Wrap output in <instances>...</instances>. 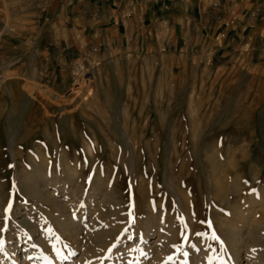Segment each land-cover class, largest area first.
I'll return each mask as SVG.
<instances>
[{"label": "rangeland", "instance_id": "obj_1", "mask_svg": "<svg viewBox=\"0 0 264 264\" xmlns=\"http://www.w3.org/2000/svg\"><path fill=\"white\" fill-rule=\"evenodd\" d=\"M46 3L0 0V264H44L41 257L57 256L54 249L43 253L46 242L59 249L61 263L77 254L72 236L62 229L68 223L65 210L51 201L35 202L34 187L23 185L17 191L15 176L33 170V154H45L41 170L50 177L57 174L59 184L74 167L80 171L73 192L79 184L86 192L99 187V198L110 189L96 227L84 240L85 251L96 260L108 255L120 264L126 259L141 264L149 257L154 236L147 247L140 240L132 248L140 251L129 252L128 243L137 238L131 231L136 223L140 230L149 222L160 224L164 237L175 232L181 244L177 217L182 216L197 251L196 233H205L203 244L213 247L214 256L233 263L229 240L234 230L243 238L242 249L250 248L257 264H264V83L257 86L262 82L258 77L242 72L214 71L213 64L208 69L188 61L180 67L178 60L164 58V50L147 49L80 58L69 67L65 83L47 82L43 60L33 52L44 43L37 33ZM67 187L65 193L53 194L74 202L79 195L70 192V182ZM83 201L73 218L78 219L83 206L87 223L95 200ZM234 205L252 210L241 218ZM50 214L59 216L61 226ZM24 218L26 226L20 221ZM32 227L36 230L29 236ZM49 228L59 242L47 235ZM16 232L22 238L9 255ZM213 232L219 240L207 238ZM114 243L111 254L100 255ZM22 251L27 262L21 261ZM185 257L191 258L189 252L169 251L155 264H185Z\"/></svg>", "mask_w": 264, "mask_h": 264}, {"label": "crops", "instance_id": "obj_2", "mask_svg": "<svg viewBox=\"0 0 264 264\" xmlns=\"http://www.w3.org/2000/svg\"><path fill=\"white\" fill-rule=\"evenodd\" d=\"M43 11L33 52L47 82L65 83L80 58L147 49L264 83V0H47Z\"/></svg>", "mask_w": 264, "mask_h": 264}, {"label": "bare ground", "instance_id": "obj_3", "mask_svg": "<svg viewBox=\"0 0 264 264\" xmlns=\"http://www.w3.org/2000/svg\"><path fill=\"white\" fill-rule=\"evenodd\" d=\"M36 151H38V150H36ZM11 155L15 159V157L17 155L16 151L14 150ZM44 156H45V154H41V158H40L38 156V154L31 155V157H32L31 163H32L33 170L29 171L28 173L22 172L20 174H17L15 176V186H16L18 192L22 191L21 187L23 185H24V187L27 186L26 188H28V190L33 189V187H34L36 190V194H35V192H34V194L36 197H38V200L35 202L51 201L52 203H54L55 206H61L65 210V213H66L65 215L68 219V221H67L68 223L66 224L65 227H62V229H65L66 231H68L70 233V235L72 236L73 252H76L77 254L75 256H70L68 258V260L64 263L60 262L61 258H58L56 255L54 256V254L53 255L50 254L49 256H44V257H47L46 260L41 257L42 263H44V264H101V258L100 257H98L96 260L95 257H92L91 255H89L85 251V241L84 240L87 238V236L91 232V230L96 227L95 217H97V213L100 209L99 207L102 205V203H104V197H106L107 195L110 196L109 195L111 193L110 189L106 188L105 192H107V193L106 194L105 193L100 194L101 197H99V198H96L97 193L99 191H101V188H99V187L97 188L94 186H90V189L86 192L85 187L82 184H79V185H76L78 187L75 186L77 189L75 192H73L72 191L73 182H74V180L76 182V179H78L80 177L79 176L80 171L76 170V168L74 167L73 169H71L69 171L68 174L65 175L66 177L64 176L65 177L63 179L64 181L59 184L57 179H56V176H58L57 174H54V176L50 177L49 175H47V172H42L41 167H40L41 166L40 162H42V163L47 162V158ZM94 180H96V179H94ZM30 182H34L33 186L28 184ZM68 182L71 183V189H70L71 191L70 192L74 196L79 195L78 198H76V200L74 202H71V203L66 202V200L63 199V197L58 198V197H55L53 194V193H55L54 191H60L62 194L65 193V191L68 188L67 187ZM263 195H264V193H263ZM84 198H85V202L88 201L87 203H92L95 200V204L93 205L94 208L89 209V214H88L89 220L87 223L83 222L84 219H82V217L86 215V213L83 212V210H84L83 206L81 207L82 211H80L78 213V216H77L78 219L75 220L74 219L75 217L73 218L74 211L77 209L79 204L84 203V201H83ZM254 200H255L254 198L250 200V207L254 205V202H255ZM69 204H72V205H69ZM68 207L71 209H69ZM57 208H59V207H57ZM232 209H233L234 213H236L237 215H240L241 218L243 217L244 212L246 213V211L249 212L252 210V209L248 208L246 211H243L236 206L233 207ZM241 213H243V214H241ZM50 217H51V221L53 223L57 224L58 226H61V223L63 221L60 222L59 216H57L55 214L54 215L50 214ZM66 217H64V218H66ZM20 221L23 223L24 226H26L25 221H27V220H25V218L23 220H20ZM132 225H133V229H131V231L135 234V236L137 238L135 239V241L133 243L128 240V242H130V243H128V248H130L129 252L131 251V249L133 247H135V245L140 240L143 243V246L147 247V244L149 242L148 238L151 236L155 237L153 239V241L151 240L152 246L148 247V249L150 251V254L148 255L149 257H147V256L144 257L141 264L158 263V261H161V259H163L165 252H169V251L170 252L171 251L176 252L178 247L181 245H183L181 250H183L184 252H189V254L191 255V258L185 257L187 260L186 264H208L209 255H214L213 247L212 246L209 247V246H206L205 244H203V239L201 237H197V239H196V243L201 244V250L197 251L195 249L194 245L190 244L188 241L189 240V234H186L188 236V240L186 242L183 240V242L181 244H177L176 242L178 239L177 238L178 235L175 234V232H170V233H165L166 237H164V234L161 232V229H160L161 228L160 224H159V226H156L155 222H152V223L149 222L147 224L146 229L144 227L145 230H143V229L140 230V228H139L140 225L138 223L132 224ZM63 226H64V223H63ZM2 227H3V225L1 226L0 229H2ZM172 227H171V229H172ZM13 228H14V232L17 231L15 226ZM35 230H36L35 227L30 228L28 230L29 236H31L33 234V231L35 232ZM238 231H239V229H238ZM246 233H247L246 235H248V231ZM13 235H14L13 237L15 238V240H14V242L10 243L8 246L9 250H7V251L9 253V255H13L12 253H13L14 249L16 247H18L17 246L18 242L21 241L20 238H22L21 236H19L20 234L18 232H16ZM10 236H12V235L10 234ZM129 236L130 235L127 233V238ZM240 238L241 237L237 231L233 230V232H231V236H230V240H229V244H230L229 249L233 253V257H232L233 263L231 261L230 262L228 261V264H242L240 261L242 258L245 261L244 264H257L258 260L255 258L254 255H252L250 253L251 252V251H249L250 248L248 249L246 247V248L242 249L241 243L243 241L242 240L243 238L242 239H240ZM39 241L42 242L41 240L37 239V242H39ZM174 243H176V246ZM46 244H47V242H46ZM46 244L44 243L45 247L43 249L44 250L43 253H47L48 251L49 252L53 251L52 250L53 246L52 245L50 246L49 244L46 245ZM107 252H108V250H106L105 252L102 251V253L100 255H106ZM129 257L130 256L128 255V258ZM12 259H14V258H12ZM23 259H25V261L27 260L25 258V256L23 255V251H22L21 261H23ZM117 260L112 261L111 258H107L108 262L103 261V264H120V263L116 262ZM179 263H177V264H179ZM21 264H22V262H21ZM125 264H129L128 259H126ZM213 264H215V261L213 262Z\"/></svg>", "mask_w": 264, "mask_h": 264}, {"label": "snow or ice", "instance_id": "obj_4", "mask_svg": "<svg viewBox=\"0 0 264 264\" xmlns=\"http://www.w3.org/2000/svg\"><path fill=\"white\" fill-rule=\"evenodd\" d=\"M10 209H11V202L9 203L8 208H6V209L4 210V211H5V217H4L5 221L8 220L7 213L9 212ZM131 215H132V214L129 213V216H130V217H131ZM177 219L180 221L181 226H182V239L186 242V241L188 240V236L186 235V232H187V224L184 222L182 216H178ZM125 231H127V229H126ZM47 235L50 236L52 239L56 240L57 242L60 241V238H59L58 236H55L54 233H52V229H51V228L47 229ZM196 235H197V236H200V237H202V238L206 236L205 233H196ZM207 238H208V239H211V240H219V237H217L216 234H215L214 232L211 234V236H208ZM128 239H131V236H129ZM32 246L35 247V245H32ZM116 247H117V244L114 243V244L108 249V254H111L112 250H113L114 248H116ZM182 247H183V245L179 246L177 250H178V251L181 250ZM53 249H54V251H56V254H57L58 257H60V258H64V257H61V256H60V251H59V249H57V248L55 247V244L53 245ZM221 249H222V251H223V243H222V242H221ZM3 251H4V240H3L2 238H0V252H3ZM132 251H140V250H139V248H136V249H132ZM213 251H214V250H213ZM141 255H144V253L141 252ZM184 255L187 256V253H184ZM107 258H108V255H106L105 257L101 258V264H103V260H104V259H107ZM43 259L46 260L47 257H43ZM172 259H173V257H171V256H169V257L167 258L168 261H171ZM217 260L220 261V264H223V259H222V257H218V256H214V255H209V257H208V264H213V262H214V261H217ZM185 264H186V262H185Z\"/></svg>", "mask_w": 264, "mask_h": 264}]
</instances>
